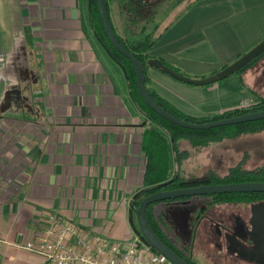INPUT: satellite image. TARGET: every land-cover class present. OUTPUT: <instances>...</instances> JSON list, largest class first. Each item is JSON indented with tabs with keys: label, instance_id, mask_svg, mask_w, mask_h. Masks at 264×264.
<instances>
[{
	"label": "crops",
	"instance_id": "1",
	"mask_svg": "<svg viewBox=\"0 0 264 264\" xmlns=\"http://www.w3.org/2000/svg\"><path fill=\"white\" fill-rule=\"evenodd\" d=\"M119 1L108 0V6L113 25L126 39ZM150 1L157 15L168 7L181 9L187 2ZM183 9L159 24V31L169 28L151 56L188 76L215 74L264 39V0H200L178 17ZM0 55L5 57L0 97V264H44L42 256L24 246L48 225L50 213L113 241L136 237L134 205L153 183L147 173L153 132L169 141L172 176L178 167L176 148L172 135L141 109L124 67L97 35L91 0H0ZM147 76L159 96L196 119L247 107L264 96V58L210 85L185 83L153 67ZM193 137H181L176 144L189 152L180 167L183 174L203 178L215 171L200 175L190 171L187 164L202 149L193 147ZM211 201L201 196L154 211L166 214L182 205L173 211L174 219L183 226L182 235L189 237L191 230L186 228L198 213L220 223H232L235 215L245 214L236 213L245 203ZM174 219L164 218L162 224L172 228ZM210 223L215 224L202 218L194 224V246L197 226L204 224L202 233L208 236Z\"/></svg>",
	"mask_w": 264,
	"mask_h": 264
},
{
	"label": "trees",
	"instance_id": "2",
	"mask_svg": "<svg viewBox=\"0 0 264 264\" xmlns=\"http://www.w3.org/2000/svg\"><path fill=\"white\" fill-rule=\"evenodd\" d=\"M183 1V0H182ZM188 5L178 17L185 14L189 11L190 7L200 0H188ZM107 0V6H108ZM153 2L150 0H120V9L119 15L123 17L125 24V31L127 33V38L124 39L121 35L118 34L117 29L114 26L115 32L117 34L118 39L122 43V45L129 51H131L145 66V77L146 84L149 90V93L153 97V99L166 111L169 113L181 118L182 120L192 122V123H206L214 120L231 118L235 116H240L243 114L256 112L260 110H264V96L256 98V102L247 107L230 110L224 112L220 115H217L210 119H196L192 118L188 115L183 114L175 107H173L168 101L159 96L152 86L149 83V78L147 76V70L151 68L148 65V61L153 58L151 56V50L157 43V41L162 37L164 30L168 29L169 26H166L163 31H159V24L155 19L159 16L161 20L166 15V9L159 11L158 15L156 14V10H152L149 5ZM109 9V6H108ZM110 13V10H109ZM91 15H92V24L93 27L99 36L100 40L107 47L110 54L118 61L125 69L128 77L129 86L132 90L133 95L137 99L141 109L149 116V118L155 122L157 125L166 129L171 135L173 139V145L176 148V160H177V170L176 174L172 176L171 168L169 165L170 154L168 152L169 141L163 138H157V134L153 132L155 136V141L149 147V151H147L148 155V167L147 173L151 175L153 178V183L146 188L140 198L135 202L136 207L139 206L141 200L160 190L163 189H177V188H186V187H194L203 184H221L222 183H239V182H247V181H264V167H257L255 169L247 170L243 167V162H240L234 166H232L225 175H218L217 173H209L207 176L203 178H193L188 174H183L182 169L180 167V162L188 157L189 152L187 150L180 151L177 147V142L181 137H188V135H194L192 143L193 147H207V145L212 142L223 141L227 138L240 137L247 134H255L264 131V119L245 122L240 124H235L231 126L217 127L209 130H193L190 128L180 127L166 120L158 113H156L149 105L146 103L144 98L141 96L138 85H137V74L134 68L133 62L121 54L112 44L109 39L107 32L105 30L100 11L98 8V1L91 0ZM111 21L112 16L110 13ZM154 20V21H153ZM113 24V22H112ZM264 57V52L258 58L253 60L247 66H244L237 73H241L245 71L247 68L258 62L261 58ZM167 65V64H166ZM169 66V65H168ZM171 67V66H170ZM226 67V66H225ZM173 68V67H172ZM224 68V67H223ZM176 71L181 72L177 68H174ZM187 75L186 73H183ZM190 137V136H189ZM192 138V136H191ZM183 174V175H182ZM211 198L212 204H222V203H246L251 204L262 197H264V192H239V193H224V194H215L209 195L208 198ZM195 198V197H192ZM191 197H183L179 199H172L167 201H161L167 205H171L175 202H183L188 199H192ZM196 199V198H195ZM156 203L150 204L147 208V217L148 220L154 229V231L158 234V236L165 241L170 247H172L181 257L186 259L190 264H197L193 258L190 257L184 250L179 249L170 239L167 233L168 226L162 224L163 217L165 213H155L154 208Z\"/></svg>",
	"mask_w": 264,
	"mask_h": 264
},
{
	"label": "water",
	"instance_id": "3",
	"mask_svg": "<svg viewBox=\"0 0 264 264\" xmlns=\"http://www.w3.org/2000/svg\"><path fill=\"white\" fill-rule=\"evenodd\" d=\"M100 15L107 32L109 39L111 40L113 46L124 56L129 58L136 70L137 74V85L141 96L144 98L146 103L151 107L156 113L170 121L171 123L184 128H190L193 130H209L217 127L231 126L232 124H240L245 122L257 121L264 119V110L251 112L243 114L240 116H235L231 118L214 120L206 123H192L169 113L163 109L151 96L146 84L145 77V66L144 64L129 50H127L117 37L114 26L111 21L109 9L107 6V0H97ZM264 52V39L255 47H253L248 52H245L241 57H239L235 62L224 67L222 70L215 74L196 78L185 75L176 71L174 68L166 65L162 60L158 58H152L148 61V65L153 68L160 69L164 73L189 84L194 85H210L221 80H224L240 71L244 66H247L253 60L258 58ZM239 192H264V181H247L239 183H222L221 184H203L194 187L177 188V189H163L154 192L146 197H144L139 206L136 207V216L139 229L137 233L141 235V238L153 247L154 250L164 255L173 264H190L186 259L181 257L172 247H170L165 241H163L158 234L152 228L148 217L147 208L150 204H154L161 201H167L172 199H179L183 197H201L209 196L215 194L224 193H239ZM139 199V198H138ZM191 200V199H188ZM188 200L184 201L187 203ZM253 217L251 226L252 241L254 244V254H256L257 259L264 264V202L254 204L252 207ZM199 220L202 218H208L210 221L214 220L208 214L199 213Z\"/></svg>",
	"mask_w": 264,
	"mask_h": 264
},
{
	"label": "rangeland",
	"instance_id": "4",
	"mask_svg": "<svg viewBox=\"0 0 264 264\" xmlns=\"http://www.w3.org/2000/svg\"><path fill=\"white\" fill-rule=\"evenodd\" d=\"M173 1L175 2V0ZM173 1L171 5L175 4ZM188 2L189 1L187 0L186 4H188ZM186 4L185 2H183L181 9H183L182 7ZM181 9H172L169 7L166 8V15L165 17H163V19H165V22H169L170 20L174 19L175 16L178 15L177 13L181 11ZM162 20L158 16L155 19V22L157 21L158 23H162ZM4 61L5 57L0 55V97L4 92ZM7 108L8 107L6 106V104H3V113L6 114ZM0 135H2L1 128ZM240 162H243V167L247 170L262 166L264 167V131L255 134H247L240 137L227 138L223 141L212 142L208 147H202L201 151L196 152L187 165L189 166L190 171L194 174L199 173L200 175V173H208L210 169H214L215 173H217L218 175H225L232 166ZM166 206L167 204L165 203L157 202L155 210L159 212ZM180 208H182V205L176 206L174 209H170V212L166 211V214L160 218H165L166 220H168V218H171L172 221L175 218L173 214L175 212L173 211ZM236 210V213H247L250 211V204L244 206L239 205ZM192 221L194 223L190 224V226L188 225V228H186V230H188L186 232H189L191 230L192 235L190 237L188 234L182 235L184 228L183 226L179 225L177 219H174V225L172 226V228L170 227L166 230L167 233L169 232L171 234V241L179 249L184 250L189 255H191V253L195 254L193 260L197 264H250L248 263V260L242 259L241 257H238V255H233V252L228 251V249L226 248V243L224 244L222 243V241H220L222 245L220 246L219 244H217L216 240L214 239L215 226L214 224L211 226V223L210 226L208 225L206 227L207 231L210 232L208 236H206L207 234L204 235L202 233L204 232L203 226L205 223L197 226L199 233L196 235L197 242H195L194 246V242L192 240L194 239V232H192V230L195 229L193 227L194 224H197V222L199 221L197 214L193 219H191V222ZM135 226L137 229H139L138 223H136Z\"/></svg>",
	"mask_w": 264,
	"mask_h": 264
},
{
	"label": "built area",
	"instance_id": "5",
	"mask_svg": "<svg viewBox=\"0 0 264 264\" xmlns=\"http://www.w3.org/2000/svg\"><path fill=\"white\" fill-rule=\"evenodd\" d=\"M249 106V105H248ZM48 225L25 249L44 258V264H173L147 244L141 235L113 241L87 232L72 219L50 213Z\"/></svg>",
	"mask_w": 264,
	"mask_h": 264
},
{
	"label": "flooded vegetation",
	"instance_id": "6",
	"mask_svg": "<svg viewBox=\"0 0 264 264\" xmlns=\"http://www.w3.org/2000/svg\"><path fill=\"white\" fill-rule=\"evenodd\" d=\"M264 197L250 204V211L244 215H235L231 220L232 223L218 222L212 220L215 224V240L220 246L222 243L227 244V249L238 255L242 259L248 260L250 264H261L254 254V244L251 235V222L253 217L252 207L254 204L263 203ZM246 204V203H245ZM247 205V204H246ZM249 205V204H248ZM222 241V243L220 242Z\"/></svg>",
	"mask_w": 264,
	"mask_h": 264
}]
</instances>
